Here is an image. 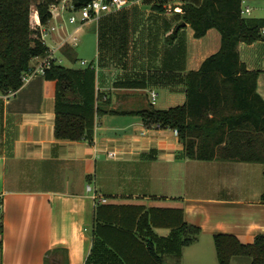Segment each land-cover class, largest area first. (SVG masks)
<instances>
[{
    "label": "crops",
    "instance_id": "crops-1",
    "mask_svg": "<svg viewBox=\"0 0 264 264\" xmlns=\"http://www.w3.org/2000/svg\"><path fill=\"white\" fill-rule=\"evenodd\" d=\"M129 1L125 9L82 26L68 22L75 27L69 34L63 24L70 11L61 7L49 23L57 30L46 45L71 62L62 52L63 43L71 34L85 35L92 24L97 27L102 112L84 140L56 138V99L45 76L30 77L12 94L0 91V264H47L48 252L56 249L57 258L66 252L68 264H154L143 238L154 241L164 264L186 259L201 264L206 254L210 260L217 255L215 235L252 244L264 234V164L187 158L174 129L146 128L134 115L153 104V92L156 104L158 88L165 91L163 110L183 105L185 75L220 49L217 29L196 39L188 24L174 43L167 42L166 36L181 24L182 5L200 6L203 0ZM158 4L166 11H155ZM254 16L244 19L261 27L262 38L247 44L249 50L264 45V18ZM140 28L149 36L138 47ZM120 32L126 40L118 38ZM243 45L238 48L241 59L250 71L259 72L257 91L264 99V52L258 62L244 58ZM70 47L76 53L77 46ZM120 58L125 62L116 61ZM36 63L34 59L32 66ZM119 82L145 86L126 88ZM112 151L116 158L108 156ZM136 206L146 208L138 218ZM149 208L183 209L184 224L200 230L196 240L186 244L185 229L150 225ZM98 224L117 249L111 251L97 238ZM176 252H181L180 260ZM231 264H251V259L236 257Z\"/></svg>",
    "mask_w": 264,
    "mask_h": 264
},
{
    "label": "trees",
    "instance_id": "trees-1",
    "mask_svg": "<svg viewBox=\"0 0 264 264\" xmlns=\"http://www.w3.org/2000/svg\"><path fill=\"white\" fill-rule=\"evenodd\" d=\"M33 1L0 0V91L4 94L21 89L33 60L47 56L50 51L41 39L40 29L32 27ZM92 1L72 0V4L75 10H80ZM60 3L61 0H38L35 8L43 27L53 18L52 6ZM153 9L166 11L160 4ZM181 9V24L190 25L196 39L203 38L210 29H217L221 34V47L207 57L198 70L185 75L186 102L183 105L160 110L151 104L134 115L142 118L146 128L178 130L187 158L264 164V99L257 91L259 72L247 68L238 49L242 43L254 44L261 40V27L246 22L241 13L242 0H203L200 6L185 3ZM181 24L166 36L169 44L176 41ZM62 52L73 62L77 61L69 45H65ZM45 80L56 99V138L84 140L86 132L94 128L95 117L102 112L98 104L103 98L97 92L96 68L75 69L53 63L46 70ZM118 85L145 86L141 82H119ZM135 208L136 218L146 212L145 207ZM147 213L153 227L187 230L184 231L186 244L195 241L200 232L184 224L183 209L149 208ZM101 225L94 231L97 238L111 251L117 249L99 231ZM2 234L3 224L0 223ZM142 241L154 264H164L154 241L150 238ZM214 242L219 264H231L236 257H249L251 264H264V234L258 235L252 244H243L227 234L215 235ZM174 246L176 248V244ZM180 250L179 245L177 251ZM58 252L59 249L48 252L47 264L51 260L52 264H68L66 252L62 250L63 259L56 257ZM177 254L180 260L181 252Z\"/></svg>",
    "mask_w": 264,
    "mask_h": 264
},
{
    "label": "rangeland",
    "instance_id": "rangeland-1",
    "mask_svg": "<svg viewBox=\"0 0 264 264\" xmlns=\"http://www.w3.org/2000/svg\"><path fill=\"white\" fill-rule=\"evenodd\" d=\"M37 3H38V0L33 1L32 11H31L32 25H35V17H36V13H37L35 6ZM248 4L252 8V13L251 14H243V16L245 18L246 17H255L254 15H256V17H258V18H264V0H248L246 2L243 1L242 8L245 9V7L248 6ZM60 9H61V6H60V8L58 7L57 11H60ZM70 15L71 14L67 15V20L63 24V30H65L67 32V34H69L68 32H71L75 29L74 26H72L68 23V17ZM120 22L123 23L124 19H122ZM48 26H50V24ZM122 27H123V25H122ZM138 27H140V25ZM140 29H141L140 30L141 34L138 35V39H137L138 47H140L142 45L144 38L145 37L147 38L149 36V34H146V29H142V28H140ZM85 32H86L85 35L83 33H80L79 37L77 34H73V36L78 37L77 38L78 44L76 47V53H77L79 60L77 62L74 63V62H71V61L65 59L63 56H61L60 51H58L56 53V57L58 58V60H62V64L64 66L76 68V69L86 68L89 66H93L95 68H98L99 61L97 58V27H96V24H92L91 28L90 27L86 28ZM123 36H125L124 40H126L127 35H122L121 32L118 33V38L119 37L123 38ZM49 40H50V37L47 41L49 42ZM243 46H244L245 50L242 51V56L244 58L250 57L251 59H254L255 61L258 62V59H260V51L264 52V45H262L260 47V44H259L258 46H255L254 49H250V50L247 49V48H249V47H247L248 46L247 44L244 43ZM140 51H141V49H140ZM82 60H85L87 62L86 66L81 64ZM124 60H125L124 58H120V59H117L116 61L119 63H123V62H125ZM156 91L158 92L159 96L156 100L155 108L163 110L164 108H162V107H164L165 104L162 103V100L165 101V91L161 90L160 88H158ZM158 231L160 233H165V230H163V229L158 230ZM185 253H186V257L189 256V254H191L190 248L187 249V247H186ZM245 258H249V257H245ZM201 259H202V261H200L201 264H218L217 255H214L210 260L208 254H206ZM247 260H249V259H247ZM174 262H175V259H174ZM183 264H194V263H193V261L186 259V262Z\"/></svg>",
    "mask_w": 264,
    "mask_h": 264
},
{
    "label": "built area",
    "instance_id": "built-area-1",
    "mask_svg": "<svg viewBox=\"0 0 264 264\" xmlns=\"http://www.w3.org/2000/svg\"><path fill=\"white\" fill-rule=\"evenodd\" d=\"M129 0H93L92 3H90L87 7L82 8L80 10H75L72 0H61V3L58 5H54L51 8L52 14H56V11L58 10L59 5L65 10L70 11L71 15L68 17V22L72 25L76 26H82L83 24L99 19L103 14L111 13V12H118L123 9H125L127 6L130 5ZM252 8L250 6H246L245 9L242 8V15L243 14H251ZM37 12V11H36ZM34 29H40L41 31V39L46 43V39L52 35L57 30L56 26H47L43 27L40 23L38 12L36 13L35 17V25H32ZM59 27L62 28V25L59 24ZM264 34V30H263ZM78 37L73 36L72 34L68 37L69 41L66 40V42L63 43V47L65 45L72 47H76L78 44ZM72 41V42H71ZM62 47V48H63ZM50 51L47 56L45 57H38L37 63L34 66H31L29 69V72L27 75L23 77V80L26 82L28 79L35 75H42L45 76L46 70L51 68L53 63L56 64H62V60H58L56 57L57 49L55 48H49ZM82 65L86 66L87 62L83 61ZM14 92H10L8 94H12ZM155 98L156 93H152V100L153 104H155ZM175 134L178 135V130H175ZM108 156L110 158H116L117 152L112 151L108 152ZM89 190H91V187H88ZM97 198V197H96ZM103 202H106V200H103ZM1 207V206H0Z\"/></svg>",
    "mask_w": 264,
    "mask_h": 264
},
{
    "label": "water",
    "instance_id": "water-1",
    "mask_svg": "<svg viewBox=\"0 0 264 264\" xmlns=\"http://www.w3.org/2000/svg\"><path fill=\"white\" fill-rule=\"evenodd\" d=\"M186 25H187L186 23H182V24H181V26H186ZM181 26H180V27H181ZM180 27H179V28H180Z\"/></svg>",
    "mask_w": 264,
    "mask_h": 264
}]
</instances>
